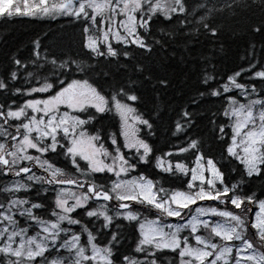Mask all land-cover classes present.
I'll return each instance as SVG.
<instances>
[{
  "label": "snow or ice",
  "instance_id": "1",
  "mask_svg": "<svg viewBox=\"0 0 264 264\" xmlns=\"http://www.w3.org/2000/svg\"><path fill=\"white\" fill-rule=\"evenodd\" d=\"M24 3L23 11L15 7L16 14L67 16L82 21L83 32L88 34L84 47L94 58L114 61L117 68H127L125 62L134 59L132 46L151 56L157 51L167 55L170 47L181 42L186 45L191 39L192 24H199L212 37L218 35V29L208 23L213 9H207V14L200 15L198 20H189L186 0H38L31 5L24 0ZM226 7L231 8L232 4L227 3ZM0 14L13 15V0H0ZM154 21L164 25L159 33L153 29ZM172 24L177 27L169 31ZM254 30L264 32V27L257 26ZM113 41L122 47H115ZM35 57L33 65L44 73L50 71L55 79L50 80L42 73L43 82L38 79L39 86L30 87L26 94H47L46 98L27 99L16 108L0 105V175L19 178L0 185V264H157L156 253L164 249L178 253L179 264H233L234 252L235 264H264V199L255 193L248 194L242 187L245 176L264 177V98H250L257 92L255 84L249 90L239 82L240 72L228 76L226 83L218 82V86L210 84L213 78L205 75L203 83L207 88L200 92L201 96L227 100L221 107L224 120L212 123L226 146L227 157L243 166L241 179L227 183L216 161L206 158L201 151V142L191 139L179 152L195 149L194 167L182 162L173 165L171 160L165 166L164 157H156L155 166L160 171L185 177L190 174L185 181L187 191L170 190L144 174L127 178L140 164L150 163L153 153L151 145L138 136L137 127L143 125L151 131L153 123L133 106L141 100L136 85L153 80L152 72L144 64L137 62L132 66L136 79L130 75L126 83L111 86V93L106 94L88 79L72 78L73 72L86 71L76 60L53 54L50 58L46 55L42 64L39 51ZM14 63L19 66L21 60ZM254 75L264 80V71ZM17 78L13 71L11 79ZM156 83L167 87L168 81L157 78ZM8 87L6 81L0 80V90ZM234 89L239 90L246 102L230 94ZM15 91L19 93L21 89ZM258 95L264 97V92ZM93 109L99 114L114 111L119 117V135L123 136L122 147L128 153L122 150L116 134L111 136L110 150L100 142L99 134L91 135L85 130L84 126L96 118ZM183 116L188 127L195 123L191 112L185 110ZM229 127L230 142L225 139ZM184 131L185 124L177 122L173 134ZM48 153L65 156L79 176L73 178L69 171L56 166ZM33 168L40 169L41 174ZM101 173L116 177L111 180V187L98 181L96 174ZM36 185L41 186L38 195L41 191L45 195L54 193L52 206L20 195L32 192ZM113 199L118 202L114 212L108 203ZM90 201L96 206H90ZM128 201L140 204L148 212L155 210L156 218L142 216ZM198 201L217 203L197 206L195 214L190 210L185 219L183 210ZM229 203L243 215L229 210ZM221 204L225 207L221 208ZM252 204H257L259 211L254 220H246L245 215L251 211L247 206ZM42 209L47 210L46 215L38 211ZM78 209L84 210L91 223H98L99 234L110 236L106 243L101 244L97 232L73 215ZM165 217L180 218L182 222L166 223ZM214 217L222 220H213ZM249 224L256 230L259 252L247 238ZM129 225L139 234L134 253L142 254V260L135 255L123 254L122 259L118 255L123 235L120 230ZM73 226H81L80 231H73ZM82 233H86V241L82 240ZM236 241L240 243L237 245Z\"/></svg>",
  "mask_w": 264,
  "mask_h": 264
},
{
  "label": "trees",
  "instance_id": "2",
  "mask_svg": "<svg viewBox=\"0 0 264 264\" xmlns=\"http://www.w3.org/2000/svg\"><path fill=\"white\" fill-rule=\"evenodd\" d=\"M227 3H231L232 7H226ZM186 5L189 20L193 18L198 20L200 15L207 14V9H213L208 16V23L218 29V35L212 37L205 33L199 24H192L190 25L191 39L187 44L181 42L170 47L167 55L157 51L148 56L132 46L130 51L133 52L134 59L125 62L128 65L127 68H117L114 61L109 63L103 58H94V54L84 47L86 36L82 21L67 16L31 18L14 12L12 16L0 14V80L6 81L9 85L7 90H0V105L16 108L27 99L46 98L47 94L33 93L32 96L26 94V90L30 87L39 86L38 79L43 82L42 73L48 75L50 80L55 79L50 71L44 73L43 69L38 70L33 65L36 51L40 52L39 63L42 64L45 63L46 55L50 58L53 54L65 60H76L81 63L86 71L73 72L72 78L88 79L106 94L111 93V86L126 83L130 75L136 79L132 66L139 62L152 72L153 80L136 85L141 100L133 106L138 109L139 114L149 118L153 123L151 131L142 128L140 132L141 139L151 145L153 153L149 158L150 163L140 164L132 173L144 174L157 181L158 186L162 184L170 190L187 191L185 181L189 177L161 173L155 166V160L159 156L166 158L168 156L165 154L171 152L172 162H183L191 168L195 162L196 150L191 149L181 153L179 149L187 147L191 139H197L201 142L200 149L205 157L213 158L225 173L226 182L229 184L238 182L243 175V166L238 161L227 157L226 146L219 139L218 129L212 123L213 120L217 122L224 120L221 107L227 104V100L207 95L201 96L200 92L207 88V85L203 83L205 75L213 78L209 80L210 84L218 86V82L226 83L228 76L240 72L241 75L237 77L239 82L249 90L253 84L256 86L257 92L250 98H264L258 95L264 92V80L254 75L257 71H264V32L254 30L257 26L264 27V4L261 0H254V2L253 0H186ZM163 27L164 25L159 21H154L155 32L159 33ZM175 27H177L175 24L169 25L168 30L171 31ZM198 28L199 32H197ZM114 46L122 47L115 43ZM16 59L21 60L19 66L14 63ZM72 67L75 68V65ZM47 68L50 69L51 65H47ZM13 71L17 73L16 80L11 79ZM29 73L32 75L30 76ZM157 78L166 79L167 87L157 84ZM16 88H20L21 92L17 93ZM230 94L235 95L240 102H246L239 90L234 89ZM185 110L193 114L195 123L191 127H188L185 122L183 116ZM94 115L96 118L87 124V131L93 135L99 134L101 143L108 147L113 134L117 135L121 143L119 118L113 112L102 115L94 113ZM177 122L185 124L186 131L174 135ZM226 131L229 135L225 139L230 142L231 128H227ZM48 158L58 167L71 171L70 162L65 156L56 153L53 156L48 155ZM97 179L108 187L113 180L112 177L109 178V175L99 176ZM244 179L246 180L242 186L244 191L248 194L255 193L259 199H264V177L254 176L248 179L245 176ZM11 182L8 177L0 175V185ZM40 187L36 185L32 192L20 193V195L32 200H42L46 205L52 206L54 193L49 192L45 195L41 191L38 195L37 189ZM94 204L96 203L91 202L90 206L93 207ZM110 207L114 212V207ZM38 211L41 214H47L46 209ZM140 212L142 216H154L151 212ZM73 215L78 216L90 230L97 232V238L101 244L110 239L108 235L99 234L98 223H91L83 209H78ZM117 223L127 224L126 221H117ZM25 226L28 225L25 224ZM80 227L73 226V231H80ZM32 231L30 228V232ZM120 231L123 233L118 253L121 259L123 254H129L142 260V254L134 253L139 235L136 229L129 225L121 228ZM85 237L86 233H82L83 241H86ZM156 259L157 264H179L178 254L169 250L157 251Z\"/></svg>",
  "mask_w": 264,
  "mask_h": 264
},
{
  "label": "rangeland",
  "instance_id": "3",
  "mask_svg": "<svg viewBox=\"0 0 264 264\" xmlns=\"http://www.w3.org/2000/svg\"><path fill=\"white\" fill-rule=\"evenodd\" d=\"M28 3L31 5V4H34V3H38V0H28ZM16 6H18L22 11L23 10H25V3H24V0H13V12L15 13V7ZM24 16H26V15H24ZM26 17H31V18H33V17H50V16H44L43 14H40V15H36V16H33V15H27ZM57 17H60V16H57ZM56 18V17H55ZM93 32H95V29H93ZM88 34H86V36H87ZM115 43V41H113V44ZM23 105V104H22ZM114 114H115V112L114 111H112ZM74 115H75V113H73ZM99 114V113H98ZM116 115V114H115ZM118 117V116H117ZM119 118V117H118ZM120 121V120H119ZM142 126L143 125H138L137 127L140 129V131L142 130ZM84 128H86V125L84 126ZM140 131L138 132V136H139V133H140ZM119 133H120V128H119ZM120 141H121V143H120V145H121V147L123 146V144H124V139H123V136H120ZM112 145V144H111ZM123 148V147H122ZM30 151H32L33 152V154H36V153H34V150H30ZM124 151H127V152H129V150L128 149H124ZM38 155V154H37ZM130 155H131V153H130ZM83 162V161H82ZM205 163H206V160H205ZM167 165V161L165 160V166ZM105 174V173H104ZM97 175V174H96ZM110 175V174H109ZM113 178L114 179H116V177H114L113 176ZM127 178H132V177H127ZM199 202H204L203 204H201V203H199ZM198 203L199 204H197V205H193V208H191V206H190V209H184L183 210V213H184V216H185V219L186 218H188V213H189V211L191 210V212H192V214H195V208L197 207V206H203V207H207V206H209V205H213L214 206V204L216 205V203L217 202H214V201H198ZM139 205V204H138ZM221 208H224L225 207V205H223V204H221V205H219ZM248 208H250L251 209V207H249V206H247ZM111 208V207H110ZM227 208L229 209V210H232V211H234V212H237V213H241V211H238L237 209H235L230 203L227 205ZM259 211V207L257 208V210L254 212V215H253V219L252 220H254L255 219V213L256 212H258ZM155 213V212H154ZM242 215H243V213H241ZM155 215H156V213H155ZM156 217H154V218H149V219H155ZM246 220H248V214L247 215H245V217H244ZM213 220H222V218H220V217H214V218H212ZM164 220H165V222L166 223H178V222H182L181 220H180V218H170V217H165L164 218ZM250 229H251V227H250ZM252 231H253V233L249 230L248 231V233H247V238L248 239H250V240H252L255 244H256V251L257 252H259L260 250H261V245H260V243H259V241H258V238L256 237V235H255V233H256V230L255 229H252ZM31 234H35V231H32L31 232ZM182 235H187V233H182ZM87 239V236L85 237V240ZM217 239V241H219V238H216ZM193 243H194V240H193ZM240 242L239 241H236L235 242V244H239ZM179 257V256H178ZM234 257H235V252L233 253V264H235V261H234ZM249 264H250V262H249Z\"/></svg>",
  "mask_w": 264,
  "mask_h": 264
},
{
  "label": "flooded vegetation",
  "instance_id": "4",
  "mask_svg": "<svg viewBox=\"0 0 264 264\" xmlns=\"http://www.w3.org/2000/svg\"><path fill=\"white\" fill-rule=\"evenodd\" d=\"M62 110H64V109H62ZM52 154H54V153H52ZM61 168H62V167H61ZM63 169H65V168H63ZM33 171L36 172L34 168H33ZM71 172H72V173H70V174H72L73 178L79 176V174L76 173L75 169L72 168V167H71ZM36 173H37V172H36ZM37 174H38V173H37ZM80 179H82V178H80Z\"/></svg>",
  "mask_w": 264,
  "mask_h": 264
},
{
  "label": "water",
  "instance_id": "5",
  "mask_svg": "<svg viewBox=\"0 0 264 264\" xmlns=\"http://www.w3.org/2000/svg\"><path fill=\"white\" fill-rule=\"evenodd\" d=\"M10 177H12V176H10ZM12 178H17V177H12ZM69 187H72V186H69Z\"/></svg>",
  "mask_w": 264,
  "mask_h": 264
}]
</instances>
